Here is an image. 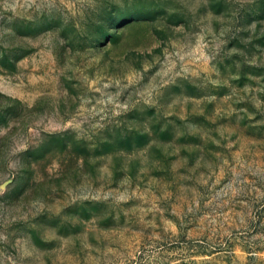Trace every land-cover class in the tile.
<instances>
[{
  "label": "rangeland",
  "instance_id": "obj_1",
  "mask_svg": "<svg viewBox=\"0 0 264 264\" xmlns=\"http://www.w3.org/2000/svg\"><path fill=\"white\" fill-rule=\"evenodd\" d=\"M0 264H264V0H0Z\"/></svg>",
  "mask_w": 264,
  "mask_h": 264
}]
</instances>
